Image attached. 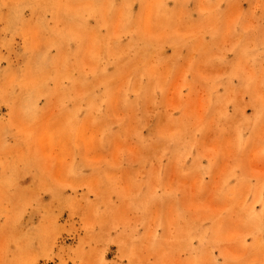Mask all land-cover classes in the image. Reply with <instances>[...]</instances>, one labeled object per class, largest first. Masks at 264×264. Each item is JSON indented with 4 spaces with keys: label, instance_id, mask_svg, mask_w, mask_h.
Segmentation results:
<instances>
[{
    "label": "rangeland",
    "instance_id": "374dc122",
    "mask_svg": "<svg viewBox=\"0 0 264 264\" xmlns=\"http://www.w3.org/2000/svg\"><path fill=\"white\" fill-rule=\"evenodd\" d=\"M0 264H264V0H0Z\"/></svg>",
    "mask_w": 264,
    "mask_h": 264
}]
</instances>
